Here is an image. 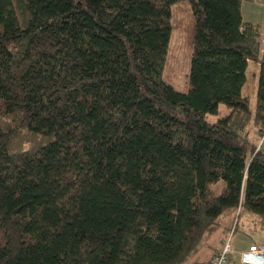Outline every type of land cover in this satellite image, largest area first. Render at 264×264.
I'll return each mask as SVG.
<instances>
[{
  "label": "trees",
  "instance_id": "obj_1",
  "mask_svg": "<svg viewBox=\"0 0 264 264\" xmlns=\"http://www.w3.org/2000/svg\"><path fill=\"white\" fill-rule=\"evenodd\" d=\"M243 1L0 0V264H193L227 217L264 234ZM183 2L187 92L163 80Z\"/></svg>",
  "mask_w": 264,
  "mask_h": 264
},
{
  "label": "rangeland",
  "instance_id": "obj_2",
  "mask_svg": "<svg viewBox=\"0 0 264 264\" xmlns=\"http://www.w3.org/2000/svg\"><path fill=\"white\" fill-rule=\"evenodd\" d=\"M264 0H255V3H246L244 12L247 19L264 18ZM172 25L173 31L171 41L166 57V64L163 73V80L172 85L174 88L187 92L189 88V71L190 61L192 56V26L193 16L189 3H181L172 8ZM261 77V67L257 66L256 62L251 61L247 69V80L243 89L245 96L249 98L252 112L255 111L257 105V85ZM229 113V108L225 104H220L219 113L208 114L205 116L210 123H216L219 118ZM251 140L257 146L264 150V139L258 140V134L252 126L249 127ZM260 135V134H259ZM229 220V219H228ZM243 235V238L239 235ZM234 237H236L234 239ZM255 242L260 241L259 233L253 229V225L247 223L240 226L239 231L234 234L231 232L229 239L232 241V247L245 246L250 240ZM251 243V242H250Z\"/></svg>",
  "mask_w": 264,
  "mask_h": 264
},
{
  "label": "crops",
  "instance_id": "obj_3",
  "mask_svg": "<svg viewBox=\"0 0 264 264\" xmlns=\"http://www.w3.org/2000/svg\"><path fill=\"white\" fill-rule=\"evenodd\" d=\"M246 3H255V0H244L242 3V16L245 24H250L254 27L256 30V33L258 34V40L261 43V54L264 55V18H259V19H253L249 18L247 19L245 16V10L244 6ZM264 8V7H263ZM261 61V60H259ZM257 66L261 67L260 62H256ZM260 81V80H259ZM257 88L259 85L256 83ZM244 94V93H243ZM256 130V129H255ZM258 131H256L257 133ZM229 219V220H228ZM231 222L230 218L227 217L226 220L223 222V227H221L220 230H218L214 235L210 236L206 241H204L198 248L197 253L194 255L192 258L193 264H210L211 259L213 256L220 251L222 248L223 244L227 239H229V236L231 232L234 230V227L230 229L229 223ZM233 233V232H232ZM234 236L236 235V232L233 233ZM246 236L245 234H243ZM243 235H239L240 237L243 238ZM260 241L255 242L250 238V240L247 242L245 246H237L234 249V255H233V262L234 264H242L241 262V256L243 253H246L251 245H258V246H264V234L259 233ZM236 237H234L235 239ZM244 239V238H243ZM251 242V243H250Z\"/></svg>",
  "mask_w": 264,
  "mask_h": 264
},
{
  "label": "built area",
  "instance_id": "obj_4",
  "mask_svg": "<svg viewBox=\"0 0 264 264\" xmlns=\"http://www.w3.org/2000/svg\"><path fill=\"white\" fill-rule=\"evenodd\" d=\"M258 140L264 139L263 131H258ZM234 249L231 239H227L220 251L213 257L210 264H234L233 262ZM242 264H264V246L253 245L246 253L241 256Z\"/></svg>",
  "mask_w": 264,
  "mask_h": 264
}]
</instances>
